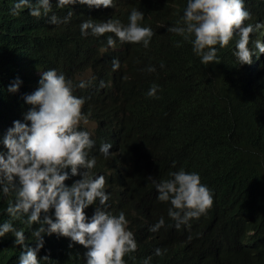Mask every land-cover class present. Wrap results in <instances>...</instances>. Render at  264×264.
<instances>
[{"label":"trees","instance_id":"1","mask_svg":"<svg viewBox=\"0 0 264 264\" xmlns=\"http://www.w3.org/2000/svg\"><path fill=\"white\" fill-rule=\"evenodd\" d=\"M167 1L169 4L115 0L114 8L107 11L121 21L127 20L133 7L143 11L140 23L154 31L148 48L140 43L119 42L114 48H105V37L114 35L105 33L93 38L82 36L85 39L81 48L69 42L50 51V43H45V39L54 40L49 31L52 24L44 17L29 15L27 9L13 16L9 12L13 0H0V136L8 128L2 121L18 102V98L5 91L6 85L2 87L4 82L11 83L12 70L27 88L34 79L32 67L43 58L66 74L82 66L92 67L115 96L109 113L117 114L116 121L121 123L130 173L137 178V185L129 192L131 198L134 200L146 191L147 177L168 178L169 171L181 167L198 172L201 182L213 194L212 206L200 217L191 219L188 227L173 229L174 221L164 217V226L153 233L148 226L160 216L151 218L138 232L136 250L142 248L144 256H149L155 246L160 247L166 254L158 264H205L210 258L211 264H263L264 53L258 58L253 55L250 64L241 66L232 55L234 44L230 40L222 49L217 45L219 62L202 64L192 53L189 41L161 27L180 21L186 2ZM263 1L244 0V7L250 12L245 23L264 21ZM67 35L75 41L80 30L69 28ZM252 38L263 41L264 28L250 34V47ZM176 41H181L179 46ZM90 42L94 44L93 57L84 62L83 53ZM113 58L120 61L115 71L111 66ZM161 61L164 68H160ZM150 64L155 65V72L146 70ZM153 83L159 85L157 95L148 97L146 91ZM86 117L100 121L99 116L89 112ZM4 207L6 201L0 199V223L9 219ZM131 208L132 205L124 207ZM13 223L25 227L20 220ZM25 235H30L26 227ZM13 239L10 233L0 237V264H16L20 246H13ZM53 243L38 254V258L48 254L41 264H83L82 245L73 242L69 248V238L62 236Z\"/></svg>","mask_w":264,"mask_h":264},{"label":"clouds","instance_id":"2","mask_svg":"<svg viewBox=\"0 0 264 264\" xmlns=\"http://www.w3.org/2000/svg\"><path fill=\"white\" fill-rule=\"evenodd\" d=\"M53 2L60 10L74 5L84 11L75 41L67 35L73 10L60 17ZM114 5L115 0H13L9 12L17 16L27 9L35 18H46L54 37L52 42L45 39L50 51L69 42L81 48L84 37L105 33L114 34L105 37V48H114L117 42L148 48L154 31L140 23L144 12L133 7L127 20L121 21L107 12ZM249 18L244 0H186L180 21L161 27L189 41L204 65L219 62L217 45L222 49L231 40L232 55L242 66L250 64L253 55L264 53L259 38H252L250 47V34L264 28V22L245 23ZM175 43L179 46L181 41ZM93 48L90 42L84 62L92 59ZM111 66L115 71L120 61L113 58ZM32 68L34 79L28 88L19 78L5 86L18 102L1 123L8 128L0 136V199L6 201L3 212L9 219L0 223V237L10 233L13 246H20L16 264H41L48 256L38 258V254L61 236L69 238V248L73 242L84 247L83 264H140L135 260L138 232L151 218L160 216L148 226L150 232L164 226V217L174 221L173 229H181L212 206V190L201 182L200 174L182 167L169 171L168 178L144 179L146 191L133 200L129 192L137 178L130 173L121 123L117 114L109 113L113 92L92 67L66 74L43 58ZM146 70L155 72L156 67L150 64ZM86 72L90 78L78 80ZM158 88L151 84L146 95L155 97ZM87 112L100 121L88 120ZM100 127L104 133L98 136ZM128 205L132 208L124 209ZM13 220H20L30 235ZM152 254L163 252L156 247ZM141 264H151V255Z\"/></svg>","mask_w":264,"mask_h":264},{"label":"bare ground","instance_id":"3","mask_svg":"<svg viewBox=\"0 0 264 264\" xmlns=\"http://www.w3.org/2000/svg\"><path fill=\"white\" fill-rule=\"evenodd\" d=\"M155 1H157V3H159V4H169V2L167 1V0H155ZM247 1V0H246ZM260 1V0H259ZM264 2V1H263ZM69 8H71V10H73V13H72V15H71V17L69 18V22H70V25H71V28L72 29H75V28H79V21L81 20V18L84 16V11H81L80 9H76V6H74L73 5V8H72V6H67L65 9L66 10H62V11H60V12H56V10H60V9H58V8H56V6H55V2H53V11H55L56 12V14L58 15V16H60V17H63V16H65L66 14H67V10H69ZM259 8V7H258ZM257 8V9H258ZM251 10V9H250ZM256 10V9H255ZM254 10V11H255ZM253 11V10H252ZM251 11V12H252ZM259 11H260V9H259ZM261 12H262V10H261ZM261 12H259V13H261ZM257 13V12H256ZM260 17H263V16H260ZM85 19H87V18H85ZM259 19V18H258ZM261 19H264V17L263 18H261ZM260 19V20H261ZM257 21V20H256ZM259 21V20H258ZM264 22V21H263ZM44 34V33H43ZM45 35V34H44ZM264 41V40H263ZM231 45H232V43H231ZM123 47H124V45H123ZM70 48V47H69ZM227 49V48H226ZM15 50V49H14ZM31 50V49H30ZM70 51V50H69ZM12 52V51H11ZM70 52H72V51H70ZM74 52V51H73ZM67 54H68V52H67ZM70 55V54H69ZM75 57V56H74ZM30 59V58H29ZM33 59V58H32ZM42 59V58H41ZM23 61H25V60H23ZM35 61V60H34ZM25 70V69H24ZM101 71V70H100ZM25 72V71H24ZM29 72V71H28ZM30 74V77H31V73H29ZM34 75V74H33ZM100 75V74H99ZM12 77H16V74H15V71H13L12 70ZM29 79V78H28ZM4 81V80H3ZM6 83V82H5ZM7 84V83H6ZM8 85V84H7ZM28 85H30V84H28ZM28 88V87H27ZM114 98H115V96H114ZM117 100V99H116ZM116 102V101H115ZM114 102V103H115ZM128 132H130V131H128ZM104 132H103V129H101V127L98 129V136L99 135H102ZM140 179H141V177H139ZM142 180V179H141ZM143 190H144V187L142 188ZM147 189V188H146ZM145 189V190H146ZM140 190H141V188H140ZM144 190V191H145ZM144 234V233H143ZM140 238V237H139ZM239 238V237H238ZM158 240V239H157ZM199 241V240H198ZM222 241V240H221ZM240 241V240H239ZM238 241V242H239ZM59 242V241H58ZM61 242V241H60ZM227 242V241H226ZM241 242V241H240ZM244 242V241H243ZM64 243V242H63ZM171 243V242H170ZM198 243V242H197ZM224 243V242H223ZM245 243H246V241H245ZM250 243H252V242H250ZM54 244V243H53ZM58 244V243H57ZM195 244V243H194ZM242 244H244V243H242ZM241 244V245H242ZM248 244V243H247ZM254 244V243H253ZM68 245V244H67ZM178 245V244H177ZM246 245V244H245ZM249 245V244H248ZM53 246V245H52ZM59 246V245H58ZM58 246H57V248H58ZM137 246H138V244H137ZM186 246V245H185ZM214 246V245H213ZM227 246H229V245H227ZM257 246V245H256ZM156 247H158V246H155L154 247V249L156 248ZM175 247V246H174ZM195 248H196V245L194 246ZM255 247V246H254ZM50 248V247H49ZM53 248V247H52ZM51 248V249H52ZM56 248V247H55ZM172 248V247H171ZM219 248V247H218ZM50 249V250H51ZM176 249V248H175ZM179 249H181V247H179ZM182 249H183V247H182ZM221 249V248H220ZM164 250H166V249H164ZM222 250V249H221ZM225 250V249H224ZM74 251H75V249H74ZM137 251V253L139 254L137 257H136V263H140L141 264V261H142V259L144 258V257H146V256H144V254H143V249L141 248V249H137L136 250ZM171 251V250H170ZM248 251H250V250H248ZM247 251V252H248ZM47 252H49V251H47ZM163 252V254L162 255H160V256H156V255H151V264H158V261H159V259L161 258V256H163L164 254H166V252L165 251H162ZM172 252H174V251H172ZM205 252V251H204ZM252 252V251H251ZM250 252V253H251ZM46 253V252H45ZM75 253V252H74ZM81 253V252H80ZM193 253V252H192ZM47 254V253H46ZM203 254V253H202ZM210 254V253H209ZM48 255V254H47ZM207 255V254H206ZM253 255V254H252ZM256 255V254H255ZM40 256H41V254H40ZM80 256V255H79ZM204 256V255H203ZM208 256V255H207ZM224 256V255H223ZM226 256V255H225ZM249 256V255H248ZM251 256V255H250ZM254 256V255H253ZM78 257V256H77ZM210 257H214V256H210ZM210 257H208V258H210ZM219 257V256H218ZM79 258V257H78ZM82 258V257H81ZM201 258V257H200ZM204 258V257H203ZM207 258L205 257V260H206ZM217 258L215 257V259L213 258V260H216ZM247 259V258H246ZM253 259V258H252ZM80 260V259H79ZM210 260H211V258H210ZM208 261L209 263L211 262V261ZM212 260V261H213ZM63 261V260H62ZM219 261H220V258H219ZM246 261V260H245ZM250 261H252L251 260V258H250ZM255 261H256V259H255ZM79 262V261H78ZM78 262H76V263H78ZM206 262V261H205ZM208 262L207 263H205V264H208ZM215 262V261H214ZM217 263H218V261H216ZM257 262V261H256ZM255 262V263H256ZM61 263V262H60ZM201 263H204V262H202L201 261ZM212 263V262H211ZM210 263V264H211ZM220 263V262H219ZM62 264H63V262H62ZM213 264H216V263H213ZM250 264H254V263H251L250 262ZM264 264V263H263Z\"/></svg>","mask_w":264,"mask_h":264},{"label":"rangeland","instance_id":"4","mask_svg":"<svg viewBox=\"0 0 264 264\" xmlns=\"http://www.w3.org/2000/svg\"><path fill=\"white\" fill-rule=\"evenodd\" d=\"M23 63H26L25 61H22ZM2 73H6V72H2ZM81 78H84V79H88L90 78V73L86 72V73H83L82 75H80L78 77V80L81 79ZM14 79H16V77H13L12 81H14ZM4 82V81H3ZM7 85L5 82L2 84V87Z\"/></svg>","mask_w":264,"mask_h":264}]
</instances>
